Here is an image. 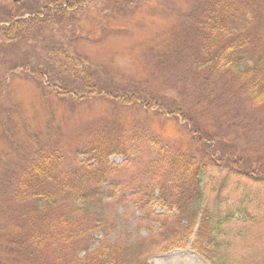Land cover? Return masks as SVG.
<instances>
[{
  "label": "trees",
  "instance_id": "obj_1",
  "mask_svg": "<svg viewBox=\"0 0 264 264\" xmlns=\"http://www.w3.org/2000/svg\"><path fill=\"white\" fill-rule=\"evenodd\" d=\"M79 1L49 0L43 10L33 13L12 4L0 18V44L27 39L45 21H53L54 15L64 17V5L72 7ZM110 1L123 6L140 0ZM185 18L183 34L177 35L181 43L178 61H184L189 74L204 88L203 100L217 105L216 128H206L199 117L207 106L172 109L136 88L107 90L91 80L97 71L88 57L61 45L53 56L67 83L49 88L62 100L76 105L101 98L126 108L133 104L153 107L158 115H172L178 122L181 118L190 139L180 147L144 136L139 139L135 134L125 136L120 126L106 121L90 129L83 147L79 142L84 135H77L74 148L83 157L73 164L68 165L69 152L58 143L48 141L31 151L22 169L13 174L17 181L8 187L15 201L31 204L27 230L2 243L8 264H148L153 253L188 246L216 264L214 255L224 227L249 219L245 211L240 213L243 219L223 211L221 201H213L203 188L232 183L247 190L250 184L264 185L262 165L255 167L248 158V142H240L239 134L229 135L238 128L242 115L250 118L264 113V0H194ZM170 54L169 42L167 55L161 56L168 59ZM39 76L43 80L44 75ZM176 78L184 80L180 75ZM139 144L145 150L143 156L150 157L143 165L142 157L129 153L133 149L140 155ZM114 154H123L126 162H110ZM131 167L136 170L130 177H118ZM106 195L134 201L148 234L133 243L107 241L105 235L114 224L105 211ZM155 206L161 211L153 210ZM153 220L157 225H152Z\"/></svg>",
  "mask_w": 264,
  "mask_h": 264
},
{
  "label": "rangeland",
  "instance_id": "obj_2",
  "mask_svg": "<svg viewBox=\"0 0 264 264\" xmlns=\"http://www.w3.org/2000/svg\"><path fill=\"white\" fill-rule=\"evenodd\" d=\"M47 1L0 0V18L12 4L33 13L38 8L43 10ZM193 3L194 0H140L133 5L118 6L109 0H80L72 7L64 5L67 8L64 17L54 15L53 21H45L27 39L13 45L0 44V264L9 263L2 243L12 234L27 230L26 213L31 206L26 201H15L8 187L12 180L17 181L13 174L22 169L29 153L43 143L51 141L66 148L70 165L83 157L74 148L77 135H84L79 142L83 147L90 138V129L106 121L120 126L125 136L135 134L139 139L144 136L180 147L190 139L185 122L178 114L179 122L172 115H158L155 108L145 109L142 104L126 108L101 98L76 105L62 100L49 88L67 83L63 69L57 68L58 62L53 56L61 45L74 47L80 55L88 57L97 71L91 80L105 85L107 90L115 93L136 88L146 98L155 96L161 106L172 109L207 106L199 117L206 128H216L220 114L217 105L203 100L204 88L189 74L184 61H178L181 43L177 42V35L183 34L181 25ZM169 42L171 54L167 59L161 54L167 55ZM24 64L30 70L24 69ZM39 73L44 75L43 80ZM177 75L184 80L176 78ZM242 117L236 131L229 135L239 134L240 142H248L250 162L264 169V113ZM138 150L140 155L133 149L129 153L142 157L140 164L143 165L150 157L143 156L145 150L140 144ZM110 162L121 165L126 158L123 154H114ZM135 170L136 167L127 168L118 177L128 178ZM247 190L232 183L203 188L213 201H221L223 211L234 213L235 219H243L242 211L249 218L231 221L224 227L214 255L216 264H264V185L250 184ZM119 199L105 197V211L114 224L105 239L133 243L139 236L148 234L146 220L134 201ZM153 210L159 212L161 208L155 206ZM152 225H157V221ZM148 264L214 263L188 246L153 253L148 256Z\"/></svg>",
  "mask_w": 264,
  "mask_h": 264
},
{
  "label": "water",
  "instance_id": "obj_3",
  "mask_svg": "<svg viewBox=\"0 0 264 264\" xmlns=\"http://www.w3.org/2000/svg\"><path fill=\"white\" fill-rule=\"evenodd\" d=\"M14 1H16V2H17V1H19V0H14Z\"/></svg>",
  "mask_w": 264,
  "mask_h": 264
}]
</instances>
